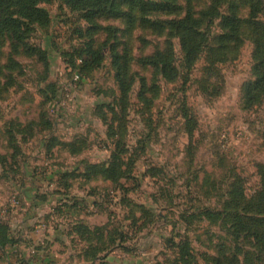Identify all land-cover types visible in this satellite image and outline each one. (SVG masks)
Masks as SVG:
<instances>
[{
  "label": "rangeland",
  "instance_id": "obj_1",
  "mask_svg": "<svg viewBox=\"0 0 264 264\" xmlns=\"http://www.w3.org/2000/svg\"><path fill=\"white\" fill-rule=\"evenodd\" d=\"M163 2L180 12L124 1L97 20L103 29L92 39L104 58L92 68L82 63L91 24L59 0L40 4L50 21L28 22L23 41L0 34V153L9 161L0 164V222L17 239L11 260L0 251V264H219L224 255L233 264H264L252 240H235L228 225L201 215L238 197L239 186L246 200L262 187L264 99L246 108L244 92L255 80L254 44L245 38L223 61L202 49L189 67L180 36L162 27L187 4ZM255 2L196 0L194 7L215 5L223 16L237 5L247 17ZM221 23L213 17L205 28L211 46ZM169 44L180 73L174 82L141 61ZM113 47L125 56L122 70ZM120 73L130 84L125 101ZM12 121L35 135L20 139L13 159ZM116 151L120 181L105 168L88 170L109 165Z\"/></svg>",
  "mask_w": 264,
  "mask_h": 264
},
{
  "label": "trees",
  "instance_id": "obj_2",
  "mask_svg": "<svg viewBox=\"0 0 264 264\" xmlns=\"http://www.w3.org/2000/svg\"><path fill=\"white\" fill-rule=\"evenodd\" d=\"M53 1L54 0H0V34L8 33L17 41H23L24 34L29 29L30 24L37 23L39 25H46L49 23V12L47 9L41 7L40 4L52 3ZM59 1L75 11L83 13V17L91 24L87 29V34L91 39L87 42L86 49L83 51V54L87 57L82 60V63L84 62L85 65L90 68L99 65L104 58V52H102L100 48L95 47L92 39L95 34L103 29L96 21L101 17L116 14L124 1L132 6H137L140 10L149 11L160 7H167L170 11L174 12H180L181 10L180 7L176 6H174L175 9H173L168 3H164L163 0L159 3L153 0ZM255 1L256 2L251 5L247 17H243L238 13L237 5H234L226 15L220 16L218 7L215 5H209L204 10L197 12L194 7L196 0H185L187 6L183 14L171 20L164 21V26H162L180 36L184 58L189 67L193 66L198 60L202 49L208 48L209 51H212L213 56L217 57L219 61H223L226 60L227 52L238 51L244 43V39L250 38L254 44L253 59L255 80L247 83L244 90L246 94V108H252L256 103L264 99V21L260 19V13L263 10L264 4L262 0ZM213 17H222V28L221 33L217 35V44L211 46V38L208 36L205 28H208V24ZM205 22H208V24ZM107 29H110V27ZM116 50L115 47L112 48V51L115 53V63L119 69H121L120 60L125 56L118 54ZM173 50L174 49L169 44L166 48L158 49L150 56L142 57L141 61L145 65L152 66L154 70L163 75L167 81L174 82L179 78L180 73L175 65ZM118 80L122 82L124 93L122 99L125 101L130 84H126L121 73L118 74ZM143 86L144 88L147 87L145 79ZM156 90H158L157 87ZM12 127L13 129L10 131L11 135H7V141L10 148L14 150V153L10 156L13 159L17 157L22 148L20 139L27 141L35 135H32L34 130H32L30 126L27 128L26 125L20 124L19 122L12 121ZM14 132L22 135H15ZM8 163L7 157L0 153V164L2 167L7 166ZM122 163L121 151H116L113 153L109 165H106L107 163L100 165L92 164L88 166V170L105 168L104 171L108 174L113 173L114 181L118 182L125 176V172L121 169ZM128 190L129 189H126V192ZM237 193L238 197L235 196L227 200L223 208L205 207L201 209L202 218L204 216L205 220L212 223L222 222L223 225H228V232L235 240L241 238L252 240L260 251L264 250V175H262V187L255 196L246 200L242 186H239ZM16 244L17 239L13 236L10 226L4 222H0V251L6 253L8 257V254H10L8 250L11 251L13 248H16ZM236 248L238 251L241 250L240 246H236ZM188 255H190V252L185 249L183 256L187 257ZM37 257L38 255L35 259H37ZM8 259L11 260L10 257H8ZM216 259L219 264H222L224 261L231 262V259L226 255H224L223 258L218 257ZM8 264L13 263L9 261ZM18 264H33V260L22 258L19 259ZM231 264L233 263L231 262Z\"/></svg>",
  "mask_w": 264,
  "mask_h": 264
}]
</instances>
